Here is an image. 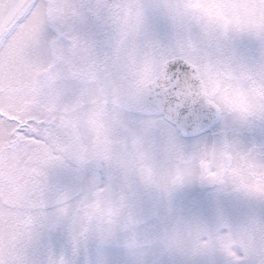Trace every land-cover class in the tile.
<instances>
[{"label": "snow or ice", "instance_id": "obj_1", "mask_svg": "<svg viewBox=\"0 0 264 264\" xmlns=\"http://www.w3.org/2000/svg\"><path fill=\"white\" fill-rule=\"evenodd\" d=\"M0 264H264V0H0Z\"/></svg>", "mask_w": 264, "mask_h": 264}]
</instances>
